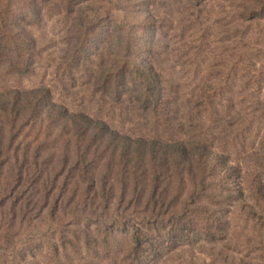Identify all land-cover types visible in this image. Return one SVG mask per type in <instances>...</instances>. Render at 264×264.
Segmentation results:
<instances>
[{"label":"rangeland","instance_id":"rangeland-1","mask_svg":"<svg viewBox=\"0 0 264 264\" xmlns=\"http://www.w3.org/2000/svg\"><path fill=\"white\" fill-rule=\"evenodd\" d=\"M250 1L204 0L196 6L191 0H150L158 26L149 61L161 77L164 102L148 110L136 101L134 87L121 102L100 90L107 56L71 69L72 16L63 0L43 7L40 24L30 28L36 43L32 73L11 74L0 60V91L45 88L56 104L106 121L122 135L203 142L242 166L245 192L231 206L212 205L223 185L213 179L209 199H203L205 211H193L187 223L167 218L164 225V219L156 224L142 215L141 222L121 211L128 203L119 193L114 204L119 213L95 218L90 232L84 221L73 218V204L50 217L25 193L17 197L19 205L31 199L17 226H10L14 219L0 220V264H264V205L249 196L257 179L264 178V20L244 23L243 6ZM3 174L9 178L10 170ZM12 188L9 196L18 192ZM12 188L0 184V215L9 206L3 190ZM56 222L62 223L63 240ZM137 227L144 234L150 230L145 237L150 246L140 254L131 251ZM9 228L17 238L4 245L2 235Z\"/></svg>","mask_w":264,"mask_h":264},{"label":"trees","instance_id":"trees-1","mask_svg":"<svg viewBox=\"0 0 264 264\" xmlns=\"http://www.w3.org/2000/svg\"><path fill=\"white\" fill-rule=\"evenodd\" d=\"M50 1L0 0V60L11 74L32 73L36 43L30 28L40 24L43 7ZM191 1L196 6L204 3ZM63 2L72 16L70 68L79 69L96 57L107 56L109 63L101 69L98 79L103 93L121 102L134 87L141 107H161V77L149 61L158 26L150 0ZM242 20L250 24L264 20V0L245 4ZM6 169L10 170L9 178L3 174ZM243 175L240 164L203 142H164L122 135L106 121L86 113H71L56 104L45 88L0 91V184L9 189L18 187L13 196H9L13 188L3 190L9 206L0 220L14 219L10 226L16 227L23 219L32 198L40 203L39 211L50 217L63 214L73 204L74 208L69 209L73 218L84 221L90 232L95 218L118 212L114 204L119 193L128 203L126 207L130 205L121 211L141 222L143 215L145 220H157L156 224L164 219V225L167 218L187 223L193 211H205L203 199H209L207 193L215 185L213 179L223 185L217 202L209 200L212 205L243 198ZM25 193H30L31 198L20 206L17 197H24ZM249 194L264 205L263 177L257 179ZM55 225L60 232L62 223ZM214 225L215 222L210 226ZM134 230L131 251L140 254L150 246L145 238L150 236V230L146 234L140 227ZM59 235L62 240L66 237L63 232ZM28 237L36 239L34 235ZM15 238L9 228L2 235V242L9 245Z\"/></svg>","mask_w":264,"mask_h":264}]
</instances>
